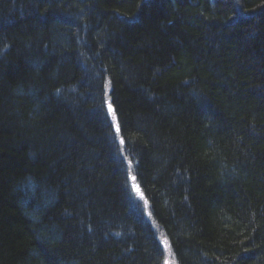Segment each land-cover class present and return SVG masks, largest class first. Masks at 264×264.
<instances>
[{"label": "trees", "instance_id": "obj_1", "mask_svg": "<svg viewBox=\"0 0 264 264\" xmlns=\"http://www.w3.org/2000/svg\"><path fill=\"white\" fill-rule=\"evenodd\" d=\"M163 241L264 264V0H0V264Z\"/></svg>", "mask_w": 264, "mask_h": 264}, {"label": "rangeland", "instance_id": "obj_2", "mask_svg": "<svg viewBox=\"0 0 264 264\" xmlns=\"http://www.w3.org/2000/svg\"><path fill=\"white\" fill-rule=\"evenodd\" d=\"M162 244L166 247L165 250H166L167 263L174 264V260H173V257L171 255V252H169L170 251L169 247L167 246L166 242H164V241Z\"/></svg>", "mask_w": 264, "mask_h": 264}, {"label": "snow or ice", "instance_id": "obj_3", "mask_svg": "<svg viewBox=\"0 0 264 264\" xmlns=\"http://www.w3.org/2000/svg\"><path fill=\"white\" fill-rule=\"evenodd\" d=\"M113 119H115V116H113ZM117 132H119V128L117 127ZM121 143H123V141H121Z\"/></svg>", "mask_w": 264, "mask_h": 264}]
</instances>
